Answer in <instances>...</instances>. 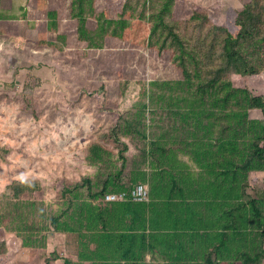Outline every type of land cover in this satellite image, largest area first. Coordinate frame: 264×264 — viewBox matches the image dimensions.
Returning <instances> with one entry per match:
<instances>
[{
  "label": "trees",
  "instance_id": "1",
  "mask_svg": "<svg viewBox=\"0 0 264 264\" xmlns=\"http://www.w3.org/2000/svg\"><path fill=\"white\" fill-rule=\"evenodd\" d=\"M57 1L25 0L17 15L8 0L0 37L13 34L31 9L43 17L28 43L51 48L55 60L75 52L85 61L109 44L131 43L172 53L181 77L140 81L133 112L109 131L121 146L116 159L98 144L88 148L94 180L62 185L53 204L37 198V181L12 182L0 197V228L40 251L52 232L75 235L76 259L62 264H262L264 191L252 196L247 188L251 174L264 172V95H253L245 79L264 73V0H245L221 26L192 11L184 23L195 25L192 36L173 16L182 0H61L66 8ZM66 20L75 23L71 33L59 28ZM36 81L27 75L24 89ZM121 138L140 158L126 180ZM136 185L147 188L146 200L132 199ZM109 194L124 198L106 201ZM55 259L52 252L44 264Z\"/></svg>",
  "mask_w": 264,
  "mask_h": 264
},
{
  "label": "rangeland",
  "instance_id": "2",
  "mask_svg": "<svg viewBox=\"0 0 264 264\" xmlns=\"http://www.w3.org/2000/svg\"><path fill=\"white\" fill-rule=\"evenodd\" d=\"M244 1L182 0L173 16L181 32L192 36L197 32L195 25L184 24L192 11H205L209 18L206 25L221 26L232 19ZM7 3L1 1L0 8L5 9ZM11 3L12 13L17 15L25 7V0ZM56 5L66 8L61 0ZM27 10L32 16L20 22L13 34L0 37V197L10 193L8 187L14 181L35 180L40 187L37 198L53 204L62 185L83 178L94 180L98 174L97 167L87 160L91 145H100L116 159L121 146L111 140L109 131L119 117L133 112L140 81L178 79L181 74L170 61L169 51L158 53L131 43L109 44L93 51L85 61L75 52L64 53L67 61L55 60L51 48L37 50L28 43L36 40L35 25L43 15ZM74 26L69 20L59 24L61 30L70 33ZM207 29L205 26L201 37L207 35ZM27 75L37 80L29 90L23 84ZM245 80L253 95H264V73ZM251 117L260 114L252 112ZM120 141L128 146L125 179L132 161L140 158L129 138ZM263 191L264 172L251 174L247 193L254 196ZM0 241L7 246V252L0 254V264H44L52 252L57 259L50 264L76 259L73 234L52 232L41 251L22 248L14 233L2 227Z\"/></svg>",
  "mask_w": 264,
  "mask_h": 264
},
{
  "label": "built area",
  "instance_id": "3",
  "mask_svg": "<svg viewBox=\"0 0 264 264\" xmlns=\"http://www.w3.org/2000/svg\"><path fill=\"white\" fill-rule=\"evenodd\" d=\"M131 196L134 201H144L147 199V188L142 185H136L131 190ZM124 198V194H109L105 196L106 201H119Z\"/></svg>",
  "mask_w": 264,
  "mask_h": 264
}]
</instances>
